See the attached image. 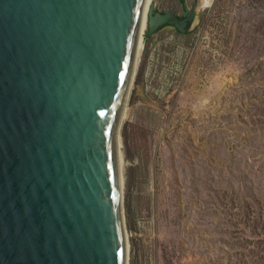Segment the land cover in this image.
Instances as JSON below:
<instances>
[{"label":"rangeland","instance_id":"374dc122","mask_svg":"<svg viewBox=\"0 0 264 264\" xmlns=\"http://www.w3.org/2000/svg\"><path fill=\"white\" fill-rule=\"evenodd\" d=\"M195 2L144 36L120 124L128 264H264V0Z\"/></svg>","mask_w":264,"mask_h":264},{"label":"water","instance_id":"95a60500","mask_svg":"<svg viewBox=\"0 0 264 264\" xmlns=\"http://www.w3.org/2000/svg\"><path fill=\"white\" fill-rule=\"evenodd\" d=\"M146 5L0 0V264H126L114 140Z\"/></svg>","mask_w":264,"mask_h":264},{"label":"bare ground","instance_id":"6f19581e","mask_svg":"<svg viewBox=\"0 0 264 264\" xmlns=\"http://www.w3.org/2000/svg\"><path fill=\"white\" fill-rule=\"evenodd\" d=\"M152 4H154V1L147 0L144 20H143V25H142L141 35H140V41H139V46H138V51H137V56H136V61H135L133 74H132V80L130 82L128 93H127V96H126V99H125V103H124V107H123V111H122V115H121L120 124H121V122L124 119V116L126 114L128 95H129V91L131 89V86H132V83H133V80H134V76H135V72H136V67H137V64H138L139 56H140V53H141L142 48H143L144 36H146V31H147V27H148V14L150 12L151 7L154 6ZM211 4H212V0H201V7L202 8L209 7V6H211ZM120 124H119L118 129H117L116 134H115L114 144H115V153H116V160H117L119 184H120L121 189L123 190L122 186H123V182H124L123 180L124 179H123V176H122V173H123L122 172V168H124V167H121V165H123V164H121V162H123L124 159L122 160V158L124 156L122 155V150H121L122 149V142H121V137H120V133H119ZM122 199H123V197H122ZM122 202H123V200H122ZM127 235L128 234H126V229H124V240H125V247H126V250H125V252H126V264H128V254H129V244H128Z\"/></svg>","mask_w":264,"mask_h":264}]
</instances>
